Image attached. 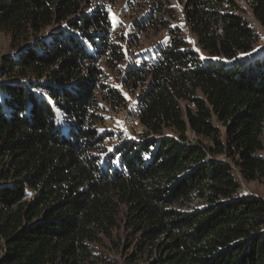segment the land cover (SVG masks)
I'll return each instance as SVG.
<instances>
[{
  "label": "trees",
  "instance_id": "1",
  "mask_svg": "<svg viewBox=\"0 0 264 264\" xmlns=\"http://www.w3.org/2000/svg\"><path fill=\"white\" fill-rule=\"evenodd\" d=\"M93 1L0 0L13 51L0 68V264H99L124 246L145 264H264L263 201L240 185L264 184V51L251 53L244 15L264 28V0H185L196 46L175 36L127 71L143 131L117 164L93 110L97 62L121 52Z\"/></svg>",
  "mask_w": 264,
  "mask_h": 264
},
{
  "label": "rangeland",
  "instance_id": "2",
  "mask_svg": "<svg viewBox=\"0 0 264 264\" xmlns=\"http://www.w3.org/2000/svg\"><path fill=\"white\" fill-rule=\"evenodd\" d=\"M243 9L247 3L245 0H234ZM185 0H94L93 7H105L109 13L110 39L120 47L121 54L110 53L102 56L97 65L101 69L102 85L96 90V107L93 112L97 115L98 125L105 135L103 145L105 151L103 160L112 158L117 164V148L121 145L142 140L143 127L139 124L135 108L138 104L142 86L134 88L127 83L126 73L130 68L140 67L142 62H147L155 56L159 49L169 44L175 36H181L192 47L196 46V36L183 10ZM250 25L258 34V40L251 53L261 55L264 51V28L254 19L246 9L244 12ZM66 27L52 25L43 30L39 39H46L56 31H63ZM10 36L6 32H0V68L3 57L13 55L9 47ZM7 77L1 75L0 82ZM110 91L116 93L114 97ZM126 94V95H125ZM120 102V103H119ZM189 142H195L197 137L187 132ZM111 149V150H110ZM264 156V150L259 153ZM223 158V156H218ZM244 185L248 190L264 197V184L259 181H251ZM201 201L194 200L193 204ZM124 235V233H121ZM117 252L114 249L105 248L103 260L99 264H145L144 257L140 260H132L133 248Z\"/></svg>",
  "mask_w": 264,
  "mask_h": 264
},
{
  "label": "built area",
  "instance_id": "3",
  "mask_svg": "<svg viewBox=\"0 0 264 264\" xmlns=\"http://www.w3.org/2000/svg\"><path fill=\"white\" fill-rule=\"evenodd\" d=\"M240 185H241L242 190H244V192H246L247 194L260 198V199L263 201V206H264V197L255 194V193H254L253 191H251V190H248V189L246 188V186L244 185V182L241 181Z\"/></svg>",
  "mask_w": 264,
  "mask_h": 264
},
{
  "label": "snow or ice",
  "instance_id": "4",
  "mask_svg": "<svg viewBox=\"0 0 264 264\" xmlns=\"http://www.w3.org/2000/svg\"><path fill=\"white\" fill-rule=\"evenodd\" d=\"M126 95V94H125ZM111 150V149H110Z\"/></svg>",
  "mask_w": 264,
  "mask_h": 264
}]
</instances>
